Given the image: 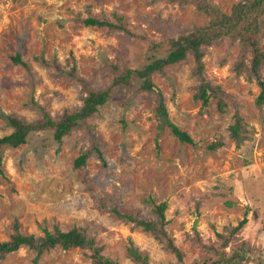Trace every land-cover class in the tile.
I'll list each match as a JSON object with an SVG mask.
<instances>
[{"label": "rangeland", "instance_id": "1", "mask_svg": "<svg viewBox=\"0 0 264 264\" xmlns=\"http://www.w3.org/2000/svg\"><path fill=\"white\" fill-rule=\"evenodd\" d=\"M206 1L231 15L246 0ZM90 15L114 24L118 17L126 32L110 34L107 28L85 26L82 20ZM210 20L194 6L178 2L0 0V138L11 133L3 116L27 123L40 119L31 99L56 118L79 107L87 90L111 89L106 103L87 122L102 158L89 149L90 141L82 145L70 136L58 144L49 130L31 132L24 144L4 151L0 241L8 239L16 223L20 233L36 238L45 230L77 227L94 237L101 254L117 264H138L130 249L147 264H173L174 256L150 233L109 212L115 209L155 223L158 217L151 208L164 203L166 230L183 253V264L206 260L213 247L231 254L241 243L253 253L249 258L264 253V111L256 107L260 89L255 78L236 72L241 69L239 41L230 43L228 33L201 45L204 79L229 96L222 112L217 98L210 97L205 107L196 99L200 81L193 73L192 54L152 75L170 122L187 133L194 146L180 142L166 126L158 130L157 94L142 92L140 79L133 76L128 85L113 84L105 68L113 64L120 72L137 70L152 57L166 58L170 39L206 28ZM263 20L264 15L258 19L261 53ZM17 54L26 68L14 63ZM250 58L248 53L246 63ZM261 73L264 76V68ZM235 112L243 120L240 136L249 138L241 145L229 135ZM217 142L223 145L211 150ZM82 146L90 153L84 166L74 168ZM244 214L247 222L236 239L224 245L226 229L237 226ZM90 254L56 248L44 253L38 264H89ZM32 258L20 248L0 264H31Z\"/></svg>", "mask_w": 264, "mask_h": 264}, {"label": "trees", "instance_id": "2", "mask_svg": "<svg viewBox=\"0 0 264 264\" xmlns=\"http://www.w3.org/2000/svg\"><path fill=\"white\" fill-rule=\"evenodd\" d=\"M158 2L175 3L180 5H192L199 11L204 12L211 18L210 25L206 28H196L192 31H183L175 39H170V48L168 56L163 59H156L152 57V61L140 69L131 70L125 69L120 72L118 66L113 64H107L105 67L107 71L113 75V84L128 85L130 79L136 76L140 79V90L142 92H148L150 94H157L155 100L154 116L158 121V130L162 131L166 126L170 129L172 135L176 137L180 142L194 146L192 138L185 132H182L177 126L170 122L168 118V111L164 104L161 94L154 89L152 83V75L157 72H162L163 68L170 64H175L186 58L187 54H192L195 59L194 76L200 81L198 90L196 92V99L202 101V105L205 107L209 104L210 97L217 98V108L220 112L223 111L226 102L224 98H229L227 94L220 90L217 85L211 84L203 77V64L201 59L203 57V49L201 45L211 44L216 41V38H223L224 35H230V43L239 41L240 47V63L241 69H237V73L244 72L250 78H255L260 89L258 96L256 97V107L264 111V76L261 70L264 68V53L259 52L258 43L263 37V33L260 29V22L258 19L264 15V0H246L240 3V7L234 9L231 15H225L216 10L213 6L208 4L206 0H155ZM117 18V24L111 23L108 20H99L93 16L82 20L85 26L107 28L108 33L112 34L118 31L126 32L124 25L121 24V19ZM264 23V20L263 22ZM217 32V35L213 36V30ZM128 34H130L128 32ZM221 36V37H220ZM232 38V39H231ZM229 39V36L228 38ZM251 55V58L247 60V54ZM16 65H21L26 68V65L20 60V55L17 54L13 57ZM239 67V64H238ZM57 68V67H56ZM73 69V68H72ZM59 70V69H58ZM74 69L70 75L73 76ZM77 80L81 81L78 76H75ZM110 88H104L101 90H87L85 96L81 100V105L76 107L72 111L65 110L60 116L53 118L47 114L34 100H30L33 107L39 109L42 116L35 122L27 123L24 120L18 119L14 116H3L6 125L11 129V133L0 138V166L3 153L6 149H16L20 145L26 142L28 135L31 132L39 130H49L53 132L52 138L58 144L62 142L65 137L73 136L78 142L84 145L85 141H90V148L96 151L99 158H102V152L96 147L92 140L89 127H87L88 120L95 114H97L100 106L106 103L110 96ZM26 105H28L26 103ZM235 122L229 128V135L237 145H241L245 140L249 139L247 136H240L242 130V118L237 112L234 114ZM85 130L86 133L80 135L79 132ZM222 142L211 145L209 148L215 150L218 146H222ZM156 147L158 145L156 142ZM79 152V156L74 160L73 167L78 168L85 165V160L90 153L87 148ZM2 173L0 169V174ZM100 208H103L99 204ZM153 212L157 215L158 220L153 222H147L135 217H131L126 214H122L119 211L113 209L109 212L113 213L119 220L131 227H140L145 232L150 233L156 241L162 245L163 249L170 253L175 258L173 264H183L184 255L181 250L176 246L174 238L168 234L166 230L167 222L165 220L164 212L166 205L160 204L154 206ZM246 215L235 227H228V238L224 239V245L228 243L229 238L236 239V235L241 231L245 223L247 222ZM13 232L8 235L6 241H0V262L6 257V255L18 251L20 248H25L33 254L31 264H38L40 257L44 253H48L51 250L60 248L61 250H69L73 248L85 249L91 252L88 257L89 264H117L112 259L101 254L102 247H97L94 237H88L86 230L82 228L73 227L70 231H61L54 228L53 232L44 231L42 237H34L32 235H24L19 232L17 223L13 227ZM221 237V235H217ZM251 250L249 248H243L242 243L240 248H236L231 254H227L224 248L213 247L210 250V254L206 260H202L200 263L194 264H241L243 261H254L255 264H264V253H255L252 258H249ZM129 255L138 264H147L146 260L141 259L135 252L130 249Z\"/></svg>", "mask_w": 264, "mask_h": 264}, {"label": "water", "instance_id": "3", "mask_svg": "<svg viewBox=\"0 0 264 264\" xmlns=\"http://www.w3.org/2000/svg\"><path fill=\"white\" fill-rule=\"evenodd\" d=\"M196 224L194 223V226H195Z\"/></svg>", "mask_w": 264, "mask_h": 264}]
</instances>
